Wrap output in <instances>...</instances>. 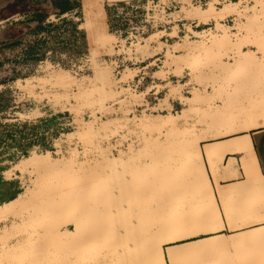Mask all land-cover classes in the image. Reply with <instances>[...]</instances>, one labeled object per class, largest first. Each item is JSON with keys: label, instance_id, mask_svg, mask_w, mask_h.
Masks as SVG:
<instances>
[{"label": "rangeland", "instance_id": "obj_1", "mask_svg": "<svg viewBox=\"0 0 264 264\" xmlns=\"http://www.w3.org/2000/svg\"><path fill=\"white\" fill-rule=\"evenodd\" d=\"M79 1L82 7L78 19L66 25L69 32L65 38L54 36L35 45L27 42L26 50L13 59L12 65H0V179L12 183L8 186L0 181V197L7 198L16 189H20V193L27 191V203L24 208L20 209L15 217L10 214L6 221H0V228L10 229L12 223L22 222L29 215L37 214L38 200L55 187L58 188L68 181L73 183L74 187L83 185L92 176L94 169L104 172L107 170L105 161L111 158L115 161L110 170L119 169L125 172L127 167L138 164L140 171L150 173L148 177H152V172L158 168H163L165 163L168 167L183 164V179H165L160 183L162 186L167 185V182L168 185L188 184L185 193L192 195L191 206L199 211L195 210L199 217L198 221L192 222V230H199L202 228L200 222L205 216L207 204L202 203L206 193L204 178L197 174L202 172L205 177V169L201 157L193 162L192 159L186 160L181 156L187 146L174 145H192L195 141L199 143L200 137L206 136L208 131L197 134L194 126L196 123H204L208 129L216 128L218 131L225 130L232 122L239 124L242 120H246L248 126L251 121L247 119L250 105L256 103L259 107L264 106V0H239L218 9L212 7L205 10L185 7L186 1L181 0L182 7L179 11V7L173 11L172 18L187 26V31H178V26H175L178 23H173V30L167 36H164L163 32L154 33L145 42L134 46L130 45L131 41L120 45L107 28L110 10L119 2L109 6L103 0V7L87 4L89 17H96L98 21L96 32L108 38L105 42L99 40L103 47L93 43L90 32L86 34L79 28L84 20L83 3L92 0ZM142 1L145 3L146 0ZM201 10L207 14L206 20L210 17L214 19L203 21L185 17L183 14L185 12L195 15ZM192 20L199 23L198 28L211 29L206 32V37V33H202L195 34L198 39L189 38V33L194 30L189 26ZM59 21L51 24L55 31L60 25ZM202 23H209V26ZM222 26L227 28V36L214 37L220 34ZM76 28L79 29L78 40L71 36ZM162 35L163 37L159 38ZM238 49L245 52V57L253 56L254 59L246 62L244 57H233V52ZM133 62L136 64L131 65ZM189 62L192 63L193 71L186 69ZM145 65L148 67L144 71H148L151 80L139 87L131 86L129 80L135 75L138 67ZM230 68L235 69L231 77L228 75ZM180 71L181 74L178 73ZM57 73H66L69 76L65 79L66 84L64 81L62 83L55 80L53 75ZM149 90L156 91V94L152 95ZM194 90L200 91L202 95L205 93L206 99L200 102L199 109L183 115L188 107L184 98L191 97ZM84 91H87L88 96L81 98L80 94ZM170 104L173 105L172 111H169L172 109ZM248 106L249 108H246ZM171 116L175 117L172 121L156 127L148 128L134 124V121L143 118L155 122ZM193 116L197 117V120L194 124H189ZM260 119L263 122V118ZM66 134L70 137L66 138ZM154 145H168L162 151L159 162ZM33 152L39 157L36 162L24 163V158ZM47 152L52 160L58 162L62 175L60 171L56 175H48V167L42 160ZM175 155L179 157H174ZM44 174L46 183L44 180L36 182V178H41ZM107 178V183L112 181V176ZM60 181L62 183H59ZM135 183L142 182L130 181L132 188L129 190L131 198L135 199L134 204L129 205L123 200L128 209L137 207L142 202L155 205L162 199L172 202L179 194L177 190L174 192L163 188L166 194L162 193V190L161 196L155 193L150 196L142 195ZM112 192L106 200L108 205L116 200L119 190L114 188ZM164 210L161 215L168 209ZM66 215L62 214L51 223H46H50L53 230L57 227L60 230H71L74 226L67 221L69 214L68 217ZM42 224L44 223L40 222L37 226L32 225L34 228L28 229L42 233ZM169 224L172 227H169L167 233L178 231L184 234L190 226L189 223H178L174 220L169 221ZM23 229L20 225L19 230ZM25 236L24 233H18L10 236L9 241H0L3 251L17 239L16 237L23 240ZM48 236L45 242H41L40 234L30 235L24 250L20 252V257H26V253L31 256V250L37 248H48L45 255L51 257L50 263L62 264L64 253L61 249L53 253L54 249L59 248V244ZM234 237L236 236H221L209 241L179 244L174 248L178 250L199 246L202 252L171 261L166 259V264H264V241L261 239L264 235H247V238L242 240ZM188 238L190 237L174 243L185 242ZM218 239L236 240L239 243L232 244L233 248L229 244L222 251L207 252L206 248L210 246L208 244ZM250 242L255 245L250 246ZM166 250L164 246V251ZM58 253L60 255H56ZM30 256L28 259L23 257L20 264H25Z\"/></svg>", "mask_w": 264, "mask_h": 264}, {"label": "bare ground", "instance_id": "obj_2", "mask_svg": "<svg viewBox=\"0 0 264 264\" xmlns=\"http://www.w3.org/2000/svg\"><path fill=\"white\" fill-rule=\"evenodd\" d=\"M104 1H106L105 2L106 5L112 6L116 2H120L123 0L120 1L112 0L111 2L107 0ZM103 2L101 3L102 7H103ZM212 7L213 6L210 5L207 9H212ZM194 33L197 34L196 32ZM225 36H227V28L222 26L220 28V34L214 37L223 38ZM101 45L103 47V44ZM101 45L99 46L101 47ZM234 56L244 57V59H246L245 60L246 62L252 61L254 59L253 56L245 57L246 56L245 52L240 51L239 49L233 52V57ZM186 69L188 71H193L194 68L192 66V63L189 62L186 65ZM181 72L182 71L178 73L181 74ZM234 72L235 69L230 68V70L228 71V75L231 77L234 75ZM53 76L55 80L62 83L63 81L65 83V79L69 77L67 76L66 73L65 74L57 73L54 74ZM202 94L203 93H201L200 91L194 90L191 97L184 98V100L188 103V107L186 108L185 112H183V115H187L189 111L199 109L200 102H202L203 99L205 100L207 96L205 93L204 95L206 96ZM80 95L81 98H83V97H87L88 93L87 91H84ZM246 108H249V106ZM256 117L263 118V122L261 120L260 125L264 126V106L259 107L255 103L253 105H250V112L247 113V119L251 120L248 126H246V124L242 126L237 124V122H232L229 125V127L226 128L225 131H220L219 134L232 132L239 129H248L257 126V123L255 121ZM174 118H175L174 116L168 118H161L155 122H149L143 118L134 121V124L148 128L156 127L160 124L164 125L165 123L172 121ZM219 119H217V121H219ZM235 120L238 121V119ZM65 137L68 138L70 137V135L66 134ZM205 137L206 136H201L200 139H203ZM212 145H216V146L205 147V153L207 158H211L213 156L218 155V152L215 151L214 149L215 147L219 149V146L223 144H212ZM245 145H248V143H246ZM154 146H156L157 148L156 155L158 157L157 162H159L162 157V151L168 145H154ZM174 146L188 147L187 150H185V152L181 155L186 160L192 159L193 162H196L199 159V157H201L198 141H195L192 145L188 144V145H174ZM243 150L248 151V148H243ZM174 157H179V155H175ZM37 158L39 157H37L36 154L33 152L29 157L24 158L23 162L35 163ZM42 160L43 163L46 164L48 167V175H56V173L60 171L59 170L60 167L59 165H57L58 162L52 160L49 152H47L44 155ZM114 161L115 160L111 158L105 161L107 170H105L104 172L103 170L98 171V169H94L92 171V176L88 178L87 181L83 183V185H79V186L77 185L74 187L73 183H70L68 181L67 183L62 184L58 188L55 187L54 189H52L51 192L43 196L42 199L38 200L36 206L37 214L32 216L29 215L27 219L22 220V222L12 223L10 229L5 227L0 228V241L3 240L2 243L6 242L10 238V236H14L18 233H24V235L26 234L24 239L23 240L21 239L22 241L20 240L19 237H16L17 239L13 243H11L10 245L6 244L7 248L5 251H3V244L0 243V264H20L21 262H23L21 261L23 260V257L24 259L25 258L28 259V256L30 255H28L25 252L27 256L25 257L21 254L22 256L20 257V252L24 250L26 241L29 239L30 235L32 234L34 235L35 233L40 234V237H42L41 242H45L47 239L46 237L48 235L51 237V239L57 240L59 244V248L54 249L53 253L60 251V249L63 251L64 254H63L62 264H166V259L171 261L174 258L191 257L193 255L201 253L202 249L199 246L196 247L191 246L188 248H183L178 250L175 249L173 246L171 247V245L175 241L184 239L186 237H192V236L195 237L201 233H205L208 231H215L217 228H219L213 226L212 224V226L209 228L202 227L199 230L193 231L192 230L193 226L191 224L195 220L198 221L199 216L198 213L195 211V210L198 211V209H194L191 206L192 195L191 194L188 195L187 193H185L188 184L180 183V184L168 185L167 182V185L165 184H164L165 186L161 185L160 182L165 179L166 180L183 179V177H185L183 176L184 173L181 170L183 164L174 167H168L165 163V166L163 168H158L157 170L152 172L153 174L152 177H148L147 175H149L150 173L148 171L147 172L140 171L138 168L139 167L138 164L137 166L127 167L125 172L119 171V169L116 171H112L113 169L112 170L110 169L112 168ZM60 174L62 175L61 171ZM45 176L46 174H44L43 177L40 176L41 178L37 177L36 182L38 181L41 182V180H44L45 182L46 180ZM107 176L109 177L112 176L111 178L112 181L109 183H107V180L109 179L107 178ZM197 176H201L205 178L202 172L198 173ZM58 178H56V180ZM130 181H132L133 183L135 181L142 182V183H135V185L139 187V190L141 191L142 195L148 194V196H150V194L155 193L156 195L161 196L162 193H165V190H163V188L172 190L174 192L175 190H177L179 191V194L176 195L177 198L172 202L169 199L166 200L164 199L163 201V199L161 198L162 200L156 203V205L142 202L139 203L137 207L132 206L131 209H128L126 208V205L134 204V200H135V199L133 200V197L131 198L132 194L129 189L132 188V185L130 184ZM59 183L62 182L60 181ZM114 188L118 189L119 193H116L117 195L116 200L111 201L110 204L108 205L106 203L107 202L106 200L110 198ZM162 190L163 192L161 193ZM26 197H27V191L17 194L16 197L13 198L12 200L1 203L0 221H6L10 214H13L14 216L16 213H18L20 209L24 208V205H26L27 203ZM210 199H212V197ZM123 200H126L127 204H123ZM206 200H208V198H206L205 201ZM164 209L165 210L168 209V210L165 211ZM200 209L201 208H199V210ZM32 210L30 209V211ZM163 210L165 211V213L161 215V212ZM209 213L210 214L208 215V213L206 212L205 218H207L206 216H208L209 222L213 223L212 221L217 217V214L216 212L214 213L213 211ZM62 214L63 215L69 214L70 218L67 221L73 224L74 226L73 229L60 230L57 227V229L53 230L52 227L49 225L52 222V220H55L54 218H58ZM173 220L178 223H183V222L189 223L190 225L189 230L186 231V233L184 234H182L181 232L179 233L178 231H172L170 233H167L168 230L170 229L169 227H172V225L169 224V221H173ZM48 221L50 222L49 224L46 223ZM40 222L44 223L41 225L43 229L42 233L29 231L28 229L29 227L34 228L35 226L32 225L37 226V224H39ZM20 225L24 227L23 230H19ZM236 228H237L236 226L232 227L233 230ZM213 239L214 238H207L206 241ZM236 242L238 241L236 240L224 241L222 239L214 240V242L208 244L210 246L206 248V250L207 252H209L210 250L222 251L224 248L226 249L227 245L230 244V247H232L231 245L236 244ZM192 243L193 242H189V244ZM164 246H166L167 248L166 251H164ZM47 249L48 248H42V249L37 248L36 250H31L33 252L32 254L29 252L31 256L29 257V260L26 261L25 264H36L39 262H45V264H52L50 263L51 257L48 258V256L45 255L48 251ZM56 255H60V254L58 253Z\"/></svg>", "mask_w": 264, "mask_h": 264}, {"label": "crops", "instance_id": "obj_3", "mask_svg": "<svg viewBox=\"0 0 264 264\" xmlns=\"http://www.w3.org/2000/svg\"><path fill=\"white\" fill-rule=\"evenodd\" d=\"M107 1L111 2L112 0ZM234 1L237 2V0H230L224 5L234 3ZM102 2L103 0L84 2V20L79 25V28L83 29L86 34L90 32L89 35L96 45H100L99 40L105 42L108 39L96 32L98 21H96V17H89L87 4L100 7ZM80 7L82 5L79 0H0V65L5 67L12 65L13 59L24 52V50L20 52L22 43L38 44L41 42L39 37L41 33L48 32L51 37L59 38V30H62V37L65 38L69 32L66 25L78 19ZM204 10L195 15L182 12L185 17L198 18L203 21L214 19L210 17L206 20L207 14H204ZM49 19L56 20V22L60 20L56 31L53 25L48 23ZM76 30L78 29L76 28ZM187 30V26L178 24V31ZM157 86L155 85V87ZM170 105L173 109V105ZM196 120L197 117L193 116L189 120V124H194ZM256 123L257 126L248 129L222 134L219 132L226 129L218 131L214 128L210 130L204 123L194 125L197 134H204L208 131L205 133L206 137L199 140L201 160L205 169L203 181L206 187L202 202L207 204L208 215L212 211L217 214L213 223L209 222L208 216H206L207 218L204 216L200 226L209 228L213 224L219 228L195 236L200 237L199 239L190 237L185 241L186 243H173L171 247H176L181 243H195L221 236H236L234 238L242 240L247 238V235H264V126L260 125L261 119L258 117ZM245 124L246 120L239 123V125ZM246 143L248 145H245ZM212 144L223 145H218L219 149L215 147L214 150L218 152V155L207 158L205 147L216 146ZM243 148H248V151H244ZM211 197L212 199H210ZM206 198L208 200L205 201ZM233 226L237 228L233 230ZM261 239L264 241V237ZM249 245L255 244L250 242Z\"/></svg>", "mask_w": 264, "mask_h": 264}, {"label": "built area", "instance_id": "obj_4", "mask_svg": "<svg viewBox=\"0 0 264 264\" xmlns=\"http://www.w3.org/2000/svg\"><path fill=\"white\" fill-rule=\"evenodd\" d=\"M185 7H196L199 9H207L212 5L215 9L222 7L224 4L230 2V0H184ZM238 1V0H237ZM181 0H146L143 3L142 0H126L120 1L117 5L112 7L110 10L108 19H107V28L111 33L112 37L116 42L126 43L131 41V46H134L139 43L145 42L151 35L154 33H164V36L168 35L169 32L173 30V23H178L179 20H174L172 18L173 11H178L181 9ZM56 20L49 19V24H53ZM196 22V23H195ZM175 24V26H178ZM194 24V25H193ZM182 25V23H181ZM204 26H209V23L203 24ZM192 29L189 33V38H199L195 35L206 33L210 28H198L199 23L195 20H192L189 24ZM198 28V29H197ZM79 30V29H78ZM78 30L73 32L71 35L74 39H79ZM62 30H59V37H62ZM207 36V33L205 34ZM40 40H49L51 34L48 32L41 33L39 35ZM163 35L159 38H162ZM25 51V43H22L20 52ZM136 62L131 63L135 65ZM148 65L138 67L135 75L129 80V84L134 87H139L143 85L147 80H151V77L148 75V71L145 72V68ZM152 90V89H150ZM149 90V91H150ZM152 95L156 94V91H150ZM171 109L170 111H172ZM176 113V110H174Z\"/></svg>", "mask_w": 264, "mask_h": 264}, {"label": "trees", "instance_id": "obj_5", "mask_svg": "<svg viewBox=\"0 0 264 264\" xmlns=\"http://www.w3.org/2000/svg\"><path fill=\"white\" fill-rule=\"evenodd\" d=\"M15 140V139H14ZM0 181L4 184H8V186H10L12 183H7L6 181H3L0 179ZM20 193V189H16L13 194H11L10 196H8L7 198H2L0 197V204L3 203V202H6V201H9V200H12L13 198L16 197V195Z\"/></svg>", "mask_w": 264, "mask_h": 264}]
</instances>
